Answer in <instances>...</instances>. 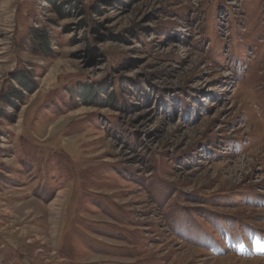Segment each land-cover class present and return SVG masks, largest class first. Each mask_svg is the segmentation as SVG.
<instances>
[{
	"label": "rangeland",
	"instance_id": "obj_1",
	"mask_svg": "<svg viewBox=\"0 0 264 264\" xmlns=\"http://www.w3.org/2000/svg\"><path fill=\"white\" fill-rule=\"evenodd\" d=\"M0 264H264V0H0Z\"/></svg>",
	"mask_w": 264,
	"mask_h": 264
}]
</instances>
